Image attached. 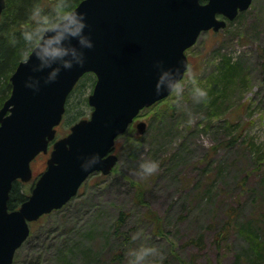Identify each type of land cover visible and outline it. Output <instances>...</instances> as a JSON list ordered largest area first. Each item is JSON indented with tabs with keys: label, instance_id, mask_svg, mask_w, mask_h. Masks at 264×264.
Here are the masks:
<instances>
[{
	"label": "rangeland",
	"instance_id": "rangeland-1",
	"mask_svg": "<svg viewBox=\"0 0 264 264\" xmlns=\"http://www.w3.org/2000/svg\"><path fill=\"white\" fill-rule=\"evenodd\" d=\"M187 53L190 72L138 115L146 132L132 124L116 139L109 174L90 175L66 204L31 221L12 264H264V0L202 32ZM226 54L242 63L241 76L212 105L208 88ZM88 77L87 101L75 93L69 105L77 120L92 110ZM64 121L58 137L73 124ZM48 157L32 162L35 176ZM153 160L159 168L148 174L142 163ZM21 183L30 194L33 179ZM143 247L153 251L138 260Z\"/></svg>",
	"mask_w": 264,
	"mask_h": 264
},
{
	"label": "water",
	"instance_id": "water-1",
	"mask_svg": "<svg viewBox=\"0 0 264 264\" xmlns=\"http://www.w3.org/2000/svg\"><path fill=\"white\" fill-rule=\"evenodd\" d=\"M252 0H82L47 28L10 80L0 108V264H11L30 234L29 222L62 207L96 171L118 161L115 138L146 106L167 97L188 68L185 50L201 32L215 31ZM6 0H0V15ZM222 15L226 18H219ZM94 72L91 116L55 140L67 98ZM135 126L146 131L145 121ZM53 149L47 168L21 206L9 210L16 179L29 181L31 161Z\"/></svg>",
	"mask_w": 264,
	"mask_h": 264
},
{
	"label": "trees",
	"instance_id": "trees-1",
	"mask_svg": "<svg viewBox=\"0 0 264 264\" xmlns=\"http://www.w3.org/2000/svg\"><path fill=\"white\" fill-rule=\"evenodd\" d=\"M82 0H6V6L0 15V108L11 94L12 84L10 77L18 64L25 60L31 50L40 41L47 27L64 18L68 12L73 10ZM202 3L205 0H201ZM191 64V63H190ZM242 63L239 60H233L231 56L221 55L217 64L218 72L210 81L207 99L212 105L227 97L228 91L234 90L238 85V78L242 69ZM192 69L189 66L188 72ZM187 72V73H188ZM90 81V86L94 85L96 77L93 73H86L75 85L70 93L65 112L64 123L70 124L77 120L80 110L69 115V105H72L77 99L87 101L84 94L80 93L84 85ZM93 76V78L91 77ZM85 77V78H84ZM84 78V79H83ZM93 80V81H92ZM85 81V82H83ZM89 84V82H88ZM77 95L74 102L73 94ZM72 101V104H71ZM81 115V114H80ZM232 122H235V120ZM233 138L231 141H233ZM28 193L22 190V183L15 181L10 192L8 200L9 209H15L28 198ZM236 208L228 211V218L232 217ZM264 221V212L260 214ZM122 221V215H121ZM229 222L223 225L221 236H226L229 230Z\"/></svg>",
	"mask_w": 264,
	"mask_h": 264
},
{
	"label": "clouds",
	"instance_id": "clouds-1",
	"mask_svg": "<svg viewBox=\"0 0 264 264\" xmlns=\"http://www.w3.org/2000/svg\"><path fill=\"white\" fill-rule=\"evenodd\" d=\"M142 168L145 169L146 173L152 174L159 168V162L158 161H147L142 163ZM141 175H144V173H141ZM153 249L151 247H143L141 251L137 253V259H143L149 252H152Z\"/></svg>",
	"mask_w": 264,
	"mask_h": 264
}]
</instances>
